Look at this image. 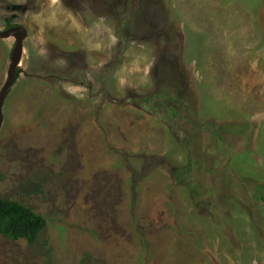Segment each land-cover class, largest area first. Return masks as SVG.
<instances>
[{"label":"rangeland","instance_id":"1","mask_svg":"<svg viewBox=\"0 0 264 264\" xmlns=\"http://www.w3.org/2000/svg\"><path fill=\"white\" fill-rule=\"evenodd\" d=\"M9 22L29 34L0 197L48 224L35 243L0 233V264H264V0H0ZM166 81L196 114L149 102Z\"/></svg>","mask_w":264,"mask_h":264},{"label":"trees","instance_id":"2","mask_svg":"<svg viewBox=\"0 0 264 264\" xmlns=\"http://www.w3.org/2000/svg\"><path fill=\"white\" fill-rule=\"evenodd\" d=\"M12 26L14 25L9 22L8 28H11ZM176 81H178V79ZM178 89L179 87L177 84L173 85L170 84L169 81H166L162 83L155 93L149 97V102H160L161 105L165 107L164 114H166L167 117H172L175 120L178 118L186 120L189 119V113H191V117L196 114V108L194 107L193 102L190 101L192 95H190V93L184 92H182V94L180 91H178ZM201 125L198 127L200 128ZM226 127L220 126V130H226ZM232 127V130L236 132V128L238 127ZM197 135L198 134L196 131H193L187 133L183 140H181L180 137L178 139V141H180L185 146V148L189 150L192 160L193 156L195 159L196 150L199 144L197 143L199 142ZM219 136L221 137L222 134H219ZM197 153H199V151ZM199 154L201 160L205 159V162L208 161V158L203 154V152ZM192 166L195 167L194 162L185 167L186 172H184L185 169L181 168L175 173V175H181L184 178H188V176L193 172ZM203 168H205V166H203ZM203 168L200 167L199 170H202ZM198 175L203 181H206L207 177L209 176L208 173L206 175V173L203 171H200ZM2 179L3 175L0 173V182ZM194 185L197 186L196 184ZM204 189L207 190L206 184L203 185L202 191ZM47 224L48 221L44 216L37 214L27 205L13 199L0 197V233L6 237L13 240L25 239L30 243H35L38 240L41 232L46 228Z\"/></svg>","mask_w":264,"mask_h":264},{"label":"water","instance_id":"3","mask_svg":"<svg viewBox=\"0 0 264 264\" xmlns=\"http://www.w3.org/2000/svg\"><path fill=\"white\" fill-rule=\"evenodd\" d=\"M29 31L26 27L22 25H16L7 30L0 31V38L7 39L10 37L16 38L15 47L12 53V60L9 68L8 78L0 92V131L3 124V107L5 104L6 97L12 91L13 86L15 85L18 76L20 75L21 69L19 66L22 61L24 53V41L27 38Z\"/></svg>","mask_w":264,"mask_h":264}]
</instances>
